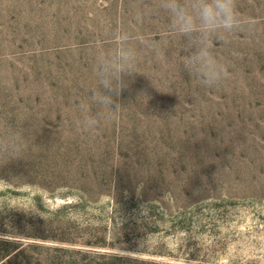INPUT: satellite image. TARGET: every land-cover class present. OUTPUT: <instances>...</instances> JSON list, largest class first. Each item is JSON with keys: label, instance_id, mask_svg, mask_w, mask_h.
<instances>
[{"label": "rangeland", "instance_id": "obj_1", "mask_svg": "<svg viewBox=\"0 0 264 264\" xmlns=\"http://www.w3.org/2000/svg\"><path fill=\"white\" fill-rule=\"evenodd\" d=\"M239 7L258 23L217 45L230 80L199 86L169 38L93 134L78 120L97 49L155 44L166 17L153 0H0V138L25 136L0 149V264H264V0Z\"/></svg>", "mask_w": 264, "mask_h": 264}, {"label": "clouds", "instance_id": "obj_2", "mask_svg": "<svg viewBox=\"0 0 264 264\" xmlns=\"http://www.w3.org/2000/svg\"><path fill=\"white\" fill-rule=\"evenodd\" d=\"M153 7L167 20L159 42L146 45L142 36L124 32L117 34L110 47L97 49L93 59L95 86L80 105L81 132L94 134L109 113L124 108L118 103V97L128 87L123 77L144 74L135 71L134 66L145 48L162 59V46L169 38L183 40L184 70L199 86L216 89L232 78L231 63L217 55V45L254 31L258 23L240 10L239 0H153ZM144 97L141 94L138 100ZM22 138H25L23 129L12 132L0 138V149L6 150L9 141L18 143Z\"/></svg>", "mask_w": 264, "mask_h": 264}, {"label": "trees", "instance_id": "obj_3", "mask_svg": "<svg viewBox=\"0 0 264 264\" xmlns=\"http://www.w3.org/2000/svg\"><path fill=\"white\" fill-rule=\"evenodd\" d=\"M117 258H120V257H117ZM122 258H120L119 260H121ZM140 264H157V263H154V262H147V261H143V262H140Z\"/></svg>", "mask_w": 264, "mask_h": 264}]
</instances>
